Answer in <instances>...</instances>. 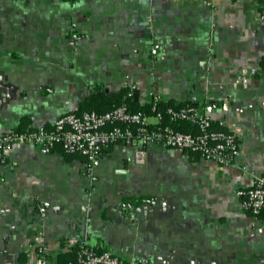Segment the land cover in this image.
I'll use <instances>...</instances> for the list:
<instances>
[{"label":"crops","instance_id":"0c3cea01","mask_svg":"<svg viewBox=\"0 0 264 264\" xmlns=\"http://www.w3.org/2000/svg\"><path fill=\"white\" fill-rule=\"evenodd\" d=\"M263 2L0 0V132L128 88L138 104L155 91L194 102L240 147L219 166L119 142L88 171L58 146L14 145L0 162V264H66L81 241L139 264H264V212L237 195L264 175Z\"/></svg>","mask_w":264,"mask_h":264},{"label":"built area","instance_id":"2783aa9c","mask_svg":"<svg viewBox=\"0 0 264 264\" xmlns=\"http://www.w3.org/2000/svg\"><path fill=\"white\" fill-rule=\"evenodd\" d=\"M259 18L264 22V2ZM160 100H163L161 93L153 92L150 100L153 110L156 102ZM166 113L172 120L188 121L191 130L182 131L170 125L148 127L160 120V112L153 115L155 122H151L150 116L144 111H131L124 105L103 112L66 111L60 113L49 125H38L24 131L9 129L0 132V162H4L6 152L18 144L33 145L43 154L52 152L58 146L63 153L81 156L88 171L98 163L103 148L119 142L135 145L154 142L168 148L195 153L200 159L213 161L219 166L231 164L239 155L236 134L215 127L212 118L200 112L197 106L169 107ZM237 195L245 212L259 216L264 212V175L256 177L249 187L238 190ZM66 264L139 262L137 259H123L109 250L96 252L81 241L75 258Z\"/></svg>","mask_w":264,"mask_h":264},{"label":"trees","instance_id":"16d2710c","mask_svg":"<svg viewBox=\"0 0 264 264\" xmlns=\"http://www.w3.org/2000/svg\"><path fill=\"white\" fill-rule=\"evenodd\" d=\"M261 66L264 68V57L261 60ZM128 92H129L128 88H122L121 90L114 92V93L105 92L104 90H102L100 88L98 92L87 96L80 103L79 107L73 112L80 113L84 110H95L97 112H103V111H107V110L113 109L115 107L124 105L127 107L128 110H131V111L141 110L147 114H152V115H154L157 112H160L162 114L160 120L156 123H151L150 125H148V127L170 125L176 129H179L182 131H190L191 130V125L188 121L172 120L170 118V116L166 113V110L169 107L178 108V107H181L183 105H194V106H196V104L194 102H191V101L175 102L172 100H168V101L160 100V101L156 102V104L154 106V110H153L152 104H138L137 102H135L133 100L132 96H127ZM215 127H217V126H215ZM31 128L23 129L20 127V129H15V130L24 131L26 129H31ZM106 147H108V146H106ZM64 154H66V153H64ZM67 155H72V154H67ZM75 253L76 252H73L72 255H69L66 258V261L74 259L75 255H76Z\"/></svg>","mask_w":264,"mask_h":264}]
</instances>
